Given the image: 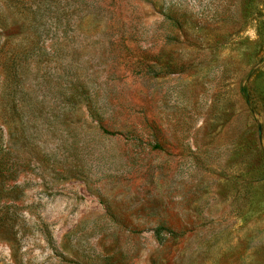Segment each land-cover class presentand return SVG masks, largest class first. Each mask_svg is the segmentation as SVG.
Instances as JSON below:
<instances>
[{"label":"rangeland","instance_id":"374dc122","mask_svg":"<svg viewBox=\"0 0 264 264\" xmlns=\"http://www.w3.org/2000/svg\"><path fill=\"white\" fill-rule=\"evenodd\" d=\"M0 264H264V0H0Z\"/></svg>","mask_w":264,"mask_h":264}]
</instances>
